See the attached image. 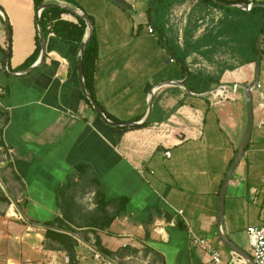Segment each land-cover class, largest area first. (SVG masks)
Masks as SVG:
<instances>
[{
	"label": "crops",
	"instance_id": "obj_1",
	"mask_svg": "<svg viewBox=\"0 0 264 264\" xmlns=\"http://www.w3.org/2000/svg\"><path fill=\"white\" fill-rule=\"evenodd\" d=\"M71 1L93 21L99 45L92 81L95 101L105 116L121 122L117 124H138L148 114L151 89L159 86L152 123L124 131L123 126L104 122L81 90L79 48L54 36L45 42V61L33 73L18 76L22 71H10L9 65L16 69L35 51L36 12L34 0H0L12 28L10 73L6 61L5 65L0 61V256L24 242L40 259L22 261L20 252L16 264H39L52 256L61 264L65 252L42 246L43 224L62 217L64 210L86 226L78 216L86 212L81 198H94L92 206L97 209L100 194L104 201L113 200L107 209L116 218L98 236L121 264H212L192 246L193 235L207 238L229 263L233 252L218 236L220 191L247 124L243 90L233 88L255 80L256 64L226 71L221 86L207 94H190L178 84L183 70L169 54L166 38L148 31L153 0H125L128 9L109 0ZM47 4L60 5L56 0ZM189 4L190 10L197 8L195 1L171 10L168 37L173 31L183 32L176 25L187 24L189 13L184 9ZM202 23L195 39L205 34L209 18ZM179 40L182 46V36ZM0 49L9 51L3 18ZM187 62L191 72L217 74L216 64L201 55L194 54ZM138 118L142 119L132 122ZM11 220L21 225L12 224L14 234ZM262 226L264 56L259 87L253 89L251 139L226 190L222 229L239 246L248 228ZM33 239L37 250L30 243ZM77 241L78 264H84ZM83 245L93 251V244ZM246 252L250 255V249ZM237 262L249 264L240 257Z\"/></svg>",
	"mask_w": 264,
	"mask_h": 264
},
{
	"label": "trees",
	"instance_id": "obj_2",
	"mask_svg": "<svg viewBox=\"0 0 264 264\" xmlns=\"http://www.w3.org/2000/svg\"><path fill=\"white\" fill-rule=\"evenodd\" d=\"M61 1H65L74 8H78L71 0ZM195 1H197V8H192L191 13H189L187 24L182 32L181 46L178 30L173 31L174 36L168 37L167 23L169 22V14L175 6ZM242 3L249 4L251 2L248 0H156L153 10L151 11V9H149V24L152 25L155 32H158L163 37V41L165 38L167 39V43L173 56L183 70L181 79L184 80L187 77V74H189L185 88L190 94L198 96L207 94L214 88L221 86V78L226 71H233L238 67L257 63V40L259 36L264 33V7L254 8L250 11H243L237 7L229 6ZM254 3L256 4L257 2L254 1ZM45 4H47V0H34L36 20L38 9ZM1 10L3 11L2 8ZM196 10H199V12ZM213 11H217V13L220 14L217 21L214 22V19L212 18L209 26L206 28L205 34H203L202 37L195 39V33L202 26V22L206 18L212 17ZM0 20L2 21L1 15ZM40 21L45 42L49 36H54L66 43L74 45L77 49L82 44L87 31L86 22L75 12L56 6L43 10ZM8 30L10 33L9 54H7L5 50L0 49V61L3 65H5L6 59H10L12 55V28L10 25ZM164 44L166 45V43ZM261 47L263 58V40H261ZM40 53L41 46L37 34L35 51L16 69L12 70L9 65L10 71L19 72L29 69L36 63ZM194 54L201 55L207 61L216 64L217 74H210L203 70L191 72L187 61L189 57ZM98 55L99 45L96 34L94 33L92 39L86 45L83 55L85 82L87 89L94 100L95 96L93 93L92 81L95 62ZM86 101L92 108L90 102L88 100ZM106 116L115 123H121L108 114H106ZM141 119L142 118H138L132 122L140 121ZM151 123L152 122L149 121L140 126H123L122 130L128 131L141 129L149 126ZM97 204L96 211L90 216L84 218L86 226L77 225L76 220H74V215L71 213L69 214L64 210L62 212V217H56L55 219L44 223L43 225L46 229L44 235L45 249L50 251H63L70 257V264H78L76 251L78 241L70 234H76L77 229L87 228V230L91 231L95 237L94 247L98 251L114 256L115 254L113 252L102 246L98 236V231H107L116 218V214L109 213L107 209L108 206L113 204V200L104 201L102 195L99 194L97 196ZM67 233H69V235ZM225 248L231 251L227 247Z\"/></svg>",
	"mask_w": 264,
	"mask_h": 264
},
{
	"label": "water",
	"instance_id": "obj_3",
	"mask_svg": "<svg viewBox=\"0 0 264 264\" xmlns=\"http://www.w3.org/2000/svg\"><path fill=\"white\" fill-rule=\"evenodd\" d=\"M111 2H113L114 4H116L117 6L121 7V8H125L128 9L129 5L127 4V2L125 0H109ZM156 0L154 1L153 5L151 6V10H153L154 6H155ZM59 7L62 9H66V10H70L72 12H75L79 17H81L87 25V31L84 37V40L82 42V44L79 47V54H78V75H79V82H80V86H81V90L85 96V98L90 102V104L92 105L93 109L95 110V112L100 116V118L106 122L107 124H109L110 126L113 127H117V126H127V127H133L135 125H143L145 123H148L150 121L151 115H152V111H153V97H154V93L155 91L159 88V86H155L154 88L151 89L150 91V104H149V111L147 116L145 117V119L138 124L135 123H126V124H122L119 125L113 121H111L110 119H108L105 114L103 113L102 109L100 108V106L98 105V103L93 99V97L91 96V94L89 93L88 89H87V85L85 82V77H84V70H83V55H84V49L86 47V45L88 44V42L92 39L93 35H94V27H93V23L92 21L89 19V17L85 14H83L82 12H77V10L73 7L70 6H61V5H49V4H45L42 5L38 11H37V20H36V26H37V33H38V37H39V43L41 46V53L40 56L38 58V60L36 61V63L31 66L29 69L16 73L15 75L18 76H22V75H26V74H30L33 73L36 69H38L43 62L45 61V55H46V44L44 41V36H43V32H42V27H41V21H40V17L43 12V10L49 8V7ZM231 7H237L243 11H250L254 8H260V7H264V4L261 3H242V4H236V5H229ZM0 15L2 16V18L4 19L6 28H7V41H8V49L10 47L9 41H10V33L8 30L9 27V23L7 18L5 17L3 11L0 8ZM264 37V33L261 34L257 40V50H258V59H257V63H256V68H257V75L256 78L253 82H251L249 85H237L236 88L237 89H242L243 93H244V98H245V102H246V107H247V124H246V130H245V134L242 140V143L239 147V150L236 154V157L231 165V167L229 168L225 179L223 181V185L220 191V205H219V211H218V236L219 239L221 241V243L227 247L228 249H230L232 252H234L235 254L238 255V257L245 259L249 264H255L254 260L252 259V257L248 254V252H246L245 250H243L241 247H239L237 244L231 242V240H229V238L225 235V233L223 232L222 229V223H223V217H224V204H225V195H226V190L227 187L230 183V181L232 180L233 174L235 173L238 165L240 164L246 149L249 145L250 139H251V133H252V128H253V89L259 84V80H260V73H261V62H262V47H261V40ZM166 41V48L169 52V54L173 56V53L171 52L169 45ZM9 54V51L7 52ZM175 58V57H174ZM176 60V59H175ZM177 61V60H176ZM8 64H9V59H6V66H5V70L7 73H10L9 69H8ZM189 78V74H187V77L179 82L178 84L180 86H185L187 80Z\"/></svg>",
	"mask_w": 264,
	"mask_h": 264
},
{
	"label": "built area",
	"instance_id": "obj_4",
	"mask_svg": "<svg viewBox=\"0 0 264 264\" xmlns=\"http://www.w3.org/2000/svg\"><path fill=\"white\" fill-rule=\"evenodd\" d=\"M61 6H69L68 3L61 0H56ZM77 12H81L77 10ZM41 15V14H40ZM149 33L154 34V28L149 26ZM180 36H182V31H180ZM174 61V60H172ZM259 87V84L257 85ZM236 86L233 91H236ZM167 157H170L169 152L166 153ZM182 213V212H180ZM247 235L250 246V255L254 260L255 264H264V226L262 227H250L247 229ZM191 244L195 248L201 250L211 261L212 264H242L237 262L238 255L234 252L232 253V260L229 263L224 262L223 252L218 248L213 246L207 238L202 236L193 235L191 236ZM92 258L97 264H121V262L115 257L98 251L95 247L92 249ZM57 258L51 257V260L41 262L39 264H57ZM71 260L67 254L62 255L61 264H70Z\"/></svg>",
	"mask_w": 264,
	"mask_h": 264
},
{
	"label": "rangeland",
	"instance_id": "obj_5",
	"mask_svg": "<svg viewBox=\"0 0 264 264\" xmlns=\"http://www.w3.org/2000/svg\"><path fill=\"white\" fill-rule=\"evenodd\" d=\"M190 6H191V4L186 6V8L184 9V13H191ZM219 16H220V14L217 13V11H213L212 12V17H209V21H211V19L213 18L214 19L213 21L216 22ZM176 27H179V28L181 27V29H183L184 24H182V25L181 24H177ZM81 199H82L81 200L82 201L81 209H82V211H86V212H81L80 214H78V216H80L81 218H86L87 216H90L91 214H93V211L96 209L95 207L92 206L95 203L94 202L95 200H94V198H91V201L89 200V198H85L86 199L85 201L83 200L84 198H81ZM76 222H77V225L78 224L82 225L84 223V221L82 219H78ZM12 224L16 225V226H19V227L21 225L18 222H15L14 220L10 221V231L14 234V232L12 231L13 230ZM18 229H20V228H18ZM34 232L42 233V234L44 233L43 230H41V231L34 230ZM70 235H72L76 240H79L80 243H81L80 245H81V247L83 249L82 250V255L84 257V261H83L84 264H97V262L94 261L93 258H92V252L90 253L89 250L86 247H84V245H83L84 243L85 244H93L94 245L95 237L91 233V231H89L87 229L86 230L77 229L76 230V234H74V235L70 234ZM36 242H37L36 239H33V241H31L30 243L34 247H36V250H37L38 248L36 246ZM26 246H27V244L24 243V242L17 243L16 245H14V244L11 245L10 254L9 255H4V256H0V264H16V263H18L19 261H16L15 259H16V257L19 256L20 252L23 253L24 260L22 259V261L26 262V260H28V259H31L32 261L40 259L39 255H37L38 253H36V251H33L31 249L32 246L28 245L30 250L25 248ZM42 246L45 249V241L43 242ZM239 246L241 248H243L245 251H248L250 249L248 236L247 237H243V238L240 239ZM78 247H79V243H78ZM29 251L32 252V255H30ZM60 258H62V257H60ZM8 259H11V261L8 262ZM61 261L62 260H60V262Z\"/></svg>",
	"mask_w": 264,
	"mask_h": 264
}]
</instances>
